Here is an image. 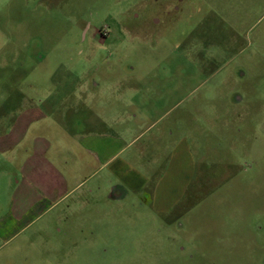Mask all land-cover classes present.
<instances>
[{"label": "rangeland", "instance_id": "obj_1", "mask_svg": "<svg viewBox=\"0 0 264 264\" xmlns=\"http://www.w3.org/2000/svg\"><path fill=\"white\" fill-rule=\"evenodd\" d=\"M35 106L72 191L0 264H264V0H0V131Z\"/></svg>", "mask_w": 264, "mask_h": 264}, {"label": "crops", "instance_id": "obj_2", "mask_svg": "<svg viewBox=\"0 0 264 264\" xmlns=\"http://www.w3.org/2000/svg\"><path fill=\"white\" fill-rule=\"evenodd\" d=\"M44 115L36 106L21 110L14 114L13 124L0 131V242L18 236L72 191L68 190L69 178L59 161L51 158L57 146L46 136V123L33 125L41 122ZM99 142L92 141L94 149L101 145ZM117 160V154L110 156L106 167L111 168L114 175L120 173L119 179L124 185L142 190L146 185L144 176L128 171L126 162L118 166ZM114 197L119 194L109 196Z\"/></svg>", "mask_w": 264, "mask_h": 264}, {"label": "flooded vegetation", "instance_id": "obj_3", "mask_svg": "<svg viewBox=\"0 0 264 264\" xmlns=\"http://www.w3.org/2000/svg\"><path fill=\"white\" fill-rule=\"evenodd\" d=\"M184 0H181V2H183ZM177 8V7H176Z\"/></svg>", "mask_w": 264, "mask_h": 264}]
</instances>
